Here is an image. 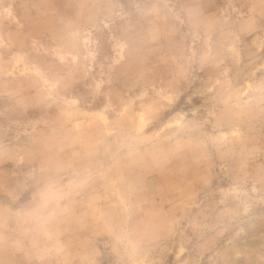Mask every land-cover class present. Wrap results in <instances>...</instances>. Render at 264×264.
Returning <instances> with one entry per match:
<instances>
[{
	"label": "rangeland",
	"instance_id": "374dc122",
	"mask_svg": "<svg viewBox=\"0 0 264 264\" xmlns=\"http://www.w3.org/2000/svg\"><path fill=\"white\" fill-rule=\"evenodd\" d=\"M0 264H264V0H0Z\"/></svg>",
	"mask_w": 264,
	"mask_h": 264
}]
</instances>
